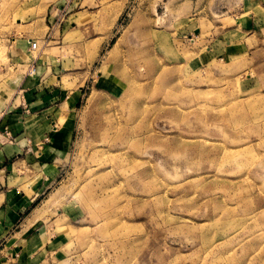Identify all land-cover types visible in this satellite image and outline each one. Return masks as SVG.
<instances>
[{
  "label": "rangeland",
  "instance_id": "rangeland-1",
  "mask_svg": "<svg viewBox=\"0 0 264 264\" xmlns=\"http://www.w3.org/2000/svg\"><path fill=\"white\" fill-rule=\"evenodd\" d=\"M31 77L75 98L53 263L264 264V0H0V114Z\"/></svg>",
  "mask_w": 264,
  "mask_h": 264
},
{
  "label": "crops",
  "instance_id": "crops-1",
  "mask_svg": "<svg viewBox=\"0 0 264 264\" xmlns=\"http://www.w3.org/2000/svg\"><path fill=\"white\" fill-rule=\"evenodd\" d=\"M15 43L16 54L23 55L32 40ZM23 87L27 89L30 116L19 112L0 115V133L12 137L0 135L7 141L0 142V264H62L51 261L49 244L40 234L35 237L17 228L28 224L35 204L51 186L58 169L56 158L66 150L72 133L67 111L75 98L62 89L41 86L37 77L28 78ZM55 120L63 126H57ZM45 138L48 143L38 157L28 154V143L34 146Z\"/></svg>",
  "mask_w": 264,
  "mask_h": 264
},
{
  "label": "built area",
  "instance_id": "built-area-1",
  "mask_svg": "<svg viewBox=\"0 0 264 264\" xmlns=\"http://www.w3.org/2000/svg\"><path fill=\"white\" fill-rule=\"evenodd\" d=\"M36 47H37V45H36V43H32L31 44V48L34 50V49H36ZM29 74H30V72H29ZM5 112H1V114L0 115H3Z\"/></svg>",
  "mask_w": 264,
  "mask_h": 264
}]
</instances>
